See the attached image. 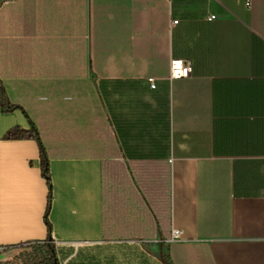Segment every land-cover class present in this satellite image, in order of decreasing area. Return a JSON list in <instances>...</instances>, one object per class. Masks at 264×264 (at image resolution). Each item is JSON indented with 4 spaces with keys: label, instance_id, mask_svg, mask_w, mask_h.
<instances>
[{
    "label": "crops",
    "instance_id": "obj_1",
    "mask_svg": "<svg viewBox=\"0 0 264 264\" xmlns=\"http://www.w3.org/2000/svg\"><path fill=\"white\" fill-rule=\"evenodd\" d=\"M0 81V251L264 264V0H0Z\"/></svg>",
    "mask_w": 264,
    "mask_h": 264
},
{
    "label": "trees",
    "instance_id": "obj_2",
    "mask_svg": "<svg viewBox=\"0 0 264 264\" xmlns=\"http://www.w3.org/2000/svg\"><path fill=\"white\" fill-rule=\"evenodd\" d=\"M0 105L3 111L6 113L11 112L18 108V106L12 105L8 102L5 94V89L2 86L1 81H0ZM8 138H14V139L33 138L40 143L42 172L47 180L49 187L48 210H47V213L49 214L52 205V185H51V177L49 170V159L43 145L41 144L40 136L37 129L35 127H32L31 130L29 131L17 129L15 131L10 132L8 134ZM47 225H48V238L43 243L35 244V245H39V247L35 251H33L32 253L26 256L19 257L11 261L4 262L2 264H62L59 259L55 242L52 239V228L48 220H47Z\"/></svg>",
    "mask_w": 264,
    "mask_h": 264
},
{
    "label": "built area",
    "instance_id": "obj_3",
    "mask_svg": "<svg viewBox=\"0 0 264 264\" xmlns=\"http://www.w3.org/2000/svg\"><path fill=\"white\" fill-rule=\"evenodd\" d=\"M167 1H171V0H167ZM244 1H245L246 6L248 8L252 7L253 0H244ZM216 18H217L216 16H211L210 20L213 21V20H216ZM191 74H192L191 63H189L187 61L179 60V59L172 61L171 68H170V79L171 80L187 79L191 76ZM150 83H151V87L153 89H155L156 86L154 84L153 79L150 80ZM180 239H181V234L179 232L175 231L173 233V241H178Z\"/></svg>",
    "mask_w": 264,
    "mask_h": 264
},
{
    "label": "rangeland",
    "instance_id": "obj_4",
    "mask_svg": "<svg viewBox=\"0 0 264 264\" xmlns=\"http://www.w3.org/2000/svg\"><path fill=\"white\" fill-rule=\"evenodd\" d=\"M55 246H56V249L58 251V255L60 256V261L62 264H64V261L66 258L61 256V254H59L60 253L59 250L61 248L56 243H55ZM38 247H39V245H25V246L13 248V249L2 250V251H0V264L7 262V261H11V260L19 258V257L26 256V255L32 253L33 251H35ZM82 258H81V260H82Z\"/></svg>",
    "mask_w": 264,
    "mask_h": 264
}]
</instances>
